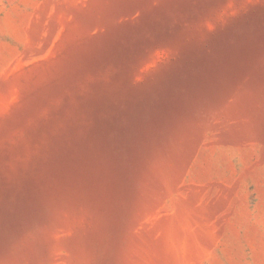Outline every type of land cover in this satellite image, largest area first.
I'll list each match as a JSON object with an SVG mask.
<instances>
[{
    "label": "rangeland",
    "instance_id": "1",
    "mask_svg": "<svg viewBox=\"0 0 264 264\" xmlns=\"http://www.w3.org/2000/svg\"><path fill=\"white\" fill-rule=\"evenodd\" d=\"M0 264H264V0H0Z\"/></svg>",
    "mask_w": 264,
    "mask_h": 264
},
{
    "label": "bare ground",
    "instance_id": "2",
    "mask_svg": "<svg viewBox=\"0 0 264 264\" xmlns=\"http://www.w3.org/2000/svg\"><path fill=\"white\" fill-rule=\"evenodd\" d=\"M231 70H232V68H231ZM231 73H232V72H231ZM231 73H228V72H227V75H228V74L232 75ZM230 75H229V76H230ZM226 77H228V76H226ZM228 78H229V77H228ZM226 79H227V78H225V80H226ZM229 79H231V78H229ZM227 81H229V80H227Z\"/></svg>",
    "mask_w": 264,
    "mask_h": 264
}]
</instances>
